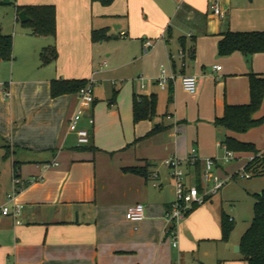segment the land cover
Returning <instances> with one entry per match:
<instances>
[{"label": "crops", "instance_id": "1", "mask_svg": "<svg viewBox=\"0 0 264 264\" xmlns=\"http://www.w3.org/2000/svg\"><path fill=\"white\" fill-rule=\"evenodd\" d=\"M118 1L121 4L116 8L103 7L100 2L91 0H33L18 4L53 5L55 34L42 36L23 31L12 38L10 58H0V206L12 190L13 173L24 181L39 178L25 183L17 193L16 200L22 205L19 223L0 214V264H172L175 261L205 264L197 257V242L221 241L217 233H205L203 228L204 222L207 226L213 224L209 210L214 206L219 207V225L223 212L219 190L195 205L176 226L177 246H171L165 232L164 213L173 200L174 189L170 170L163 161L157 160V155L162 154L165 159L172 155L186 158L189 154L177 150L175 114L165 112L167 122L156 123L155 107L152 119L132 121L133 99L155 94L151 87L131 92L130 115L116 97L117 90L108 98L109 108L103 113L97 109V83L106 80L103 74L113 75L120 66L115 63L109 68L110 53L99 60L100 43L90 39V32L110 29L108 22H111L113 31L127 36L128 27L121 23L120 17L131 19L127 22L129 30L138 22L144 28L142 32L148 34V37H135L139 38L142 50L144 41L151 44L143 52L149 57L146 67L152 76L139 79V74L133 70L129 77L132 88L134 82L141 89L149 84L158 87L155 64L166 58L168 71L196 78L193 93L183 89L179 78L175 87L174 81L168 83L164 96L166 105L172 104L178 112L176 92L181 86L193 95L197 106L205 105V121L201 127L213 133V120L222 116L225 104L249 101L248 74L264 75V53L244 55L234 51L224 56L223 65H219L217 42L226 31H263L264 14L236 15L230 10V4L236 0H219L225 10L223 18L213 15L210 8L213 0ZM182 37L186 45L193 42L194 56L176 71L172 63L176 54L180 49L186 52L180 43ZM50 49L55 51V56L42 63L41 53L49 54ZM206 58L211 65L204 70L201 66ZM215 65L221 66L220 69L215 70ZM131 67L137 70L139 64L133 63ZM53 79L94 80L92 103L83 105L76 92L51 97ZM109 80L110 85H116L114 78ZM169 87L172 100L167 103ZM159 101L156 95V104ZM77 112L79 119L73 129L69 120ZM262 115L264 95L253 118ZM129 121L132 129L128 128ZM155 124L164 128L140 138L158 126ZM262 124L242 133L219 129L223 138L215 144L223 146V139L229 136L252 143L257 153L264 154ZM77 128L88 131V145L93 149L77 148ZM112 128L114 133L110 131ZM205 148L196 150L200 160L184 165L187 183L200 184L202 156L208 153ZM235 153L243 156V169L251 171L244 167L254 153ZM4 154L7 156L3 157ZM52 162L56 164L51 165ZM45 164L50 165L45 167ZM130 167L140 168L144 173L126 169ZM134 203L144 206V218L138 222L125 218L127 207ZM204 204L207 208L201 207ZM226 215L233 222L232 217ZM223 242L226 246L224 252L219 250L217 264H247L240 252L228 247L239 245V241Z\"/></svg>", "mask_w": 264, "mask_h": 264}, {"label": "rangeland", "instance_id": "2", "mask_svg": "<svg viewBox=\"0 0 264 264\" xmlns=\"http://www.w3.org/2000/svg\"><path fill=\"white\" fill-rule=\"evenodd\" d=\"M22 1L32 2L33 0H9V2L6 4L0 2V31L2 34L10 35L12 38H14L15 35H19L23 31H27L29 33L31 32L29 23L21 22L17 18L16 5L20 4ZM120 4V1L113 0L111 3L102 6L109 7L112 5L113 8H116L120 6ZM63 5H65V3H63ZM230 6V10L235 11L236 15H239L241 17L251 16L253 13L264 14V0H236L232 2ZM107 18L110 19L112 17ZM120 19L122 20L121 23H125L128 27L127 36H119L116 31L112 30L113 23L108 22V26H110V29L112 31H110L109 28H106V33L110 38L101 40L103 41V43L98 41L100 43V49L97 45V50H100V54H98V56L100 57L99 60L101 61L104 58L105 54L110 53L111 55L107 60L109 68H113L112 65H114L115 63H118L115 65L120 67L116 72L113 73V75L103 74V76L106 77L104 78L106 80H102L101 82L97 83V87L95 88V95L97 96V109L102 110L103 113L104 109L109 108L108 98H110V96L112 95L113 90H117L116 97L120 98L122 106L125 107L127 113H129L130 115L132 98L131 92L145 91L149 87H151L155 94L160 98L159 103L156 104V116L154 117L155 122L157 123L162 121L165 124L167 121L163 114L165 112L175 114L174 121L178 122L176 131L178 152H189L192 147L199 151L202 147L205 146V149L208 150V153L206 155H203L202 157H212L216 159L217 166L214 167V171L222 178L228 175H234L233 179L228 180L222 186L218 193V196L220 195L221 197V209L233 219V227L229 233L228 240L239 241L242 233L248 227L252 219L253 203L255 201L254 193L258 194L260 189L264 188V178L258 175L248 178L240 177V174L244 172V158L240 153L237 154L235 152H232L233 157L231 159H223L225 153L224 147H220L215 144L216 141H220L223 138V132L222 130H219L222 128L215 125L213 133H208L204 128L201 127L202 122L205 121V105L201 107L199 103V105L197 106V101L195 100L193 95H190L189 93L184 91L181 86H179L180 90L176 92L179 103V110L177 113L175 112L172 104L166 105L164 96L167 93V89L162 90L157 86H153L152 84H149L145 89H141L138 86L137 82L133 83L132 88L129 77L132 74L131 72L133 70H135L136 73L142 75L143 77L152 76V73L148 72L146 67L148 65L147 62L149 60V57L146 58V53H144L142 50V44L140 43L139 38H135L137 36L142 37V35L148 37V34L142 32L144 28L139 25L138 22L133 23L130 26L129 30V25L127 24V22H131V19H129L128 16H125L124 18L120 17ZM136 20L138 21L139 19L137 18ZM93 25L96 26V19H93ZM187 38L188 40L190 39L189 37ZM260 53L263 54L264 52ZM223 57L224 56H221L217 53V58H220L218 60L219 65H223ZM192 59L193 58L189 59V57H185L186 64L187 61H191ZM133 63L139 64V68L137 70L131 67ZM174 63L177 67L176 71H178V68H180L181 60L178 58L177 54L174 58ZM149 65L151 68L152 62ZM160 65H162L167 71L170 67L166 63V58L164 60H157L155 64L157 74H159ZM210 65V60L206 58L201 67L206 70L208 67H210ZM175 74L177 75L178 72H176ZM110 78H114V81H116L115 86L110 85ZM177 79L178 78H176L174 81V87L177 84ZM161 117L163 119H161ZM100 122H102V117H100ZM107 122L110 123L108 117ZM130 124L131 122L129 121L128 128L132 129ZM116 127H118V125H116ZM113 130L114 128L110 129V131L114 133ZM103 136L104 134L102 132V137ZM157 158L158 161H163L164 155L159 154L157 155ZM205 205L207 204H204L201 207L207 208ZM209 211L213 217V224L211 226H207L204 222L203 228L205 230V233H209L212 235L217 233L218 239L220 236L218 225L219 207L214 206V208ZM197 244V257L198 259L204 261L205 264H217V259L219 258V250L224 252L223 248H225L226 246V244L224 245L223 241L219 240H203L198 241ZM204 251H206L207 254H204Z\"/></svg>", "mask_w": 264, "mask_h": 264}, {"label": "trees", "instance_id": "3", "mask_svg": "<svg viewBox=\"0 0 264 264\" xmlns=\"http://www.w3.org/2000/svg\"><path fill=\"white\" fill-rule=\"evenodd\" d=\"M98 1L102 5H107L113 0H91ZM25 10L31 27V34L42 36H54L55 34V9L51 4L46 5H16V12ZM110 38L106 33V28L92 29L90 39L101 41ZM181 46L186 50L188 57L194 56V44L186 45L184 37L180 38ZM12 50V37L2 34L0 31V58H10ZM49 54L41 53V62L55 56V51L50 49ZM234 51H239L244 55H252L264 52V30L263 31H226L217 42V53L226 56ZM173 63V67L174 62ZM86 79H53L50 82V95L56 97L66 93H77L78 89L86 84ZM249 101L245 104H225L221 117L213 120L214 125L225 130L242 133L250 128L264 123V115L253 118V114L260 108L264 95V75L248 74ZM171 88L168 89V102H171ZM156 95L140 96L134 98L132 102V121L150 120L155 116ZM164 128L161 124L153 127L142 137H148L158 130ZM138 139V138H137ZM222 144L231 151H246L254 153V156L245 165V169L251 170L255 175L264 172V154L257 153L254 145L249 142H240L232 137H225ZM82 150H91L92 145L78 146ZM7 155L4 154L3 157ZM129 171L143 174L144 171L137 167L126 168ZM16 173V172H15ZM17 175V174H16ZM199 186V183H197ZM253 216L245 231L239 239L241 258L247 264H264V189L258 194H254ZM194 207V206H193ZM191 211V210H190ZM189 211V212H190ZM220 240L227 241L229 233L233 227L232 220L221 213L219 218Z\"/></svg>", "mask_w": 264, "mask_h": 264}, {"label": "built area", "instance_id": "4", "mask_svg": "<svg viewBox=\"0 0 264 264\" xmlns=\"http://www.w3.org/2000/svg\"><path fill=\"white\" fill-rule=\"evenodd\" d=\"M211 11L213 15L218 18H223L225 16V10H223L219 5V0H213L210 4ZM149 41L143 42V51L146 52L147 48L150 46ZM178 58L181 60L180 67L183 68L186 65L185 57H188L187 52L183 49H180L177 53ZM215 70L220 69L219 65L214 66ZM176 78H179L180 83L184 90L189 93H193L196 89V78L193 75L186 74H175L173 71H167L162 65L159 69V74L156 78V83L159 88L165 89L168 83L175 81ZM139 79H143L142 75H139ZM93 86L94 80L88 79L86 84L80 87L77 91V94L80 98V101L83 105H89L93 101ZM5 95H8L5 92ZM79 119V113L77 112L69 120V126L71 128L76 127V123ZM76 131V141L79 146L88 145L89 143V133L84 128H77ZM225 153L223 156L224 160L231 159L232 151L225 148ZM252 159V158H251ZM250 159V160H251ZM200 160L196 154V149L191 148L189 154L186 158H179L177 156H169L163 160V163L170 170V178L174 189L173 200L169 204V207L164 213V220L166 223L165 232H167L172 247L177 246V237H176V226L185 219L189 211L195 205L203 203L204 199L208 196L214 195L217 193L222 186L234 175H228L224 178L220 177L215 171L214 167L217 165L216 160L212 157L203 158L202 166L200 171V184L197 183H187L185 181L184 165L194 164L196 161ZM56 162H52L51 165H55ZM50 164H45V167H48ZM13 173L11 182L12 190L6 195V202L0 206V214L4 216L12 217L16 223H19L18 216L21 212L22 205L17 202L16 196L19 190L25 185V183H31L38 180L39 178H31L30 180L24 181ZM255 173L252 171H245L240 174V177H251ZM264 178V172L261 175ZM125 218L132 222H138L144 218V206L141 203H134L127 207L125 211ZM172 264H182L179 261H175ZM188 264H194L189 262Z\"/></svg>", "mask_w": 264, "mask_h": 264}, {"label": "water", "instance_id": "5", "mask_svg": "<svg viewBox=\"0 0 264 264\" xmlns=\"http://www.w3.org/2000/svg\"><path fill=\"white\" fill-rule=\"evenodd\" d=\"M2 3H4V4H6V3H8L9 2V0H2L1 1ZM17 18L21 21V22H25V21H27V20H29V17L26 15V13H25V10H21V11H19L18 13H17ZM155 125H158V124H155ZM228 247H230L231 248V250H233V251H235V252H239L240 251V247H239V245L237 244V245H228Z\"/></svg>", "mask_w": 264, "mask_h": 264}]
</instances>
